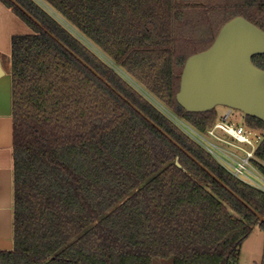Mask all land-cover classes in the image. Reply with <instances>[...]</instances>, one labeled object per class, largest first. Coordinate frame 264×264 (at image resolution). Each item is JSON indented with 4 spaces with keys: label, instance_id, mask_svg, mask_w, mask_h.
I'll list each match as a JSON object with an SVG mask.
<instances>
[{
    "label": "trees",
    "instance_id": "16d2710c",
    "mask_svg": "<svg viewBox=\"0 0 264 264\" xmlns=\"http://www.w3.org/2000/svg\"><path fill=\"white\" fill-rule=\"evenodd\" d=\"M0 1L32 29L11 39L14 247L0 264H240L264 222L197 161L263 216L264 191L143 92L206 131L217 107L176 99L184 64L235 16L264 30V0ZM253 62L264 69V54Z\"/></svg>",
    "mask_w": 264,
    "mask_h": 264
},
{
    "label": "water",
    "instance_id": "95a60500",
    "mask_svg": "<svg viewBox=\"0 0 264 264\" xmlns=\"http://www.w3.org/2000/svg\"><path fill=\"white\" fill-rule=\"evenodd\" d=\"M11 1L18 4L15 0ZM260 54H264V30L244 16L231 18L223 24L208 48L187 58L176 94L179 105L190 112H205L217 106H227L264 122V69L253 62V57ZM81 61L112 87L97 71ZM120 95L126 99L124 95ZM136 110L143 114L138 108ZM143 116L149 120L144 114ZM167 136L180 146L172 137ZM180 148L188 153L183 147ZM197 162L264 222L263 215L256 212L213 172Z\"/></svg>",
    "mask_w": 264,
    "mask_h": 264
},
{
    "label": "built area",
    "instance_id": "2783aa9c",
    "mask_svg": "<svg viewBox=\"0 0 264 264\" xmlns=\"http://www.w3.org/2000/svg\"><path fill=\"white\" fill-rule=\"evenodd\" d=\"M161 111H163L190 138L207 150L232 175L264 191V174L255 162L264 166L256 151L264 141V131L245 124L234 125L228 121L229 110L221 119L202 132L183 118L166 108L163 104L143 92ZM255 134L256 138L250 135Z\"/></svg>",
    "mask_w": 264,
    "mask_h": 264
},
{
    "label": "crops",
    "instance_id": "0c3cea01",
    "mask_svg": "<svg viewBox=\"0 0 264 264\" xmlns=\"http://www.w3.org/2000/svg\"><path fill=\"white\" fill-rule=\"evenodd\" d=\"M28 33L32 29L0 1V250L14 247L11 39Z\"/></svg>",
    "mask_w": 264,
    "mask_h": 264
},
{
    "label": "rangeland",
    "instance_id": "374dc122",
    "mask_svg": "<svg viewBox=\"0 0 264 264\" xmlns=\"http://www.w3.org/2000/svg\"><path fill=\"white\" fill-rule=\"evenodd\" d=\"M38 1H41V0H38ZM44 7L48 9L47 6H44ZM80 38H81V40L85 41L86 44L91 46V44L86 42V40L84 38H82V37H80ZM100 56L106 62L111 64L115 69H117L119 72L122 71L119 67L113 65L110 61H108V59L106 58L105 55H100ZM124 76H127V75H124ZM125 78H127V80L129 82L133 83L136 88L141 90V88H140L141 86L135 80H133L132 78H130L128 76ZM217 110L219 113L218 119H221V117L224 114H226L229 110H231L232 112L228 118V121L234 125H242L243 124V121L245 119V114L243 112H241L240 110L229 108L227 106H217ZM250 136L252 138H256V135L253 133ZM263 243H264L263 232L258 227H255L253 229L252 233L250 234V236L247 239H245V241L242 245V252H243L242 253L243 254V261H242L243 263L242 264H259L260 260H261L262 252H263Z\"/></svg>",
    "mask_w": 264,
    "mask_h": 264
}]
</instances>
